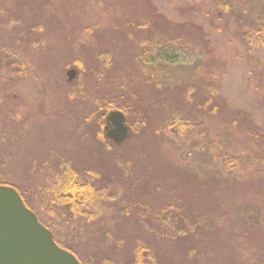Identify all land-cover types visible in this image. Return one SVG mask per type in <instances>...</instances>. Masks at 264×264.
<instances>
[{"label":"rangeland","instance_id":"1","mask_svg":"<svg viewBox=\"0 0 264 264\" xmlns=\"http://www.w3.org/2000/svg\"><path fill=\"white\" fill-rule=\"evenodd\" d=\"M172 1L0 0V182L22 191L80 264H264V100L248 79L264 84V51L248 34L264 26L254 16L264 0L233 17L234 33L230 13L221 23L214 16L218 26L208 31L200 22L210 16H170L204 0ZM166 44L176 56L169 75ZM209 48L223 56L214 102L196 84L206 79L207 68L197 67ZM107 102L126 108L124 143L104 136ZM174 110L192 121L163 129ZM220 125L232 129L230 141ZM65 166L93 181L97 208L92 201L78 214L49 202ZM171 195L182 196L175 227L191 232L167 229L160 210Z\"/></svg>","mask_w":264,"mask_h":264},{"label":"water","instance_id":"2","mask_svg":"<svg viewBox=\"0 0 264 264\" xmlns=\"http://www.w3.org/2000/svg\"><path fill=\"white\" fill-rule=\"evenodd\" d=\"M67 80L76 76V70L66 71ZM105 119V137L116 144L128 136L125 116L119 110H110ZM0 264H80L69 251L59 247L52 233L36 215L24 206L18 192L11 186L0 185Z\"/></svg>","mask_w":264,"mask_h":264},{"label":"trees","instance_id":"3","mask_svg":"<svg viewBox=\"0 0 264 264\" xmlns=\"http://www.w3.org/2000/svg\"><path fill=\"white\" fill-rule=\"evenodd\" d=\"M142 0H139V2H141ZM109 4V1L107 3V5L105 7H107ZM152 7V6H151ZM153 10V9H152ZM154 13V11H153ZM261 28V29H260ZM260 33H264V26L260 27V26H257L255 28H252V30L249 31V35L251 37H257L256 39H258L260 45H263L264 44V38H260ZM264 36V35H263ZM207 51L211 54V49H207ZM220 54V53H219ZM217 54V56L219 55ZM221 55V54H220ZM4 59L7 61L8 58L6 56H4ZM218 61H221L223 60V56L220 58L218 57L217 59ZM250 82L254 85V93H259L260 92V86L256 85V77L253 75V74H250L249 75V78ZM14 86H18L16 83L13 84ZM157 85L160 87V83H157ZM217 92H218V96L220 97L221 95V87L218 85L217 86ZM9 91H3V94H7ZM211 101V100H209ZM214 102V101H213ZM106 112L107 111H110V110H113V109H117V110H120L122 111L124 114H126V108L123 107V106H120V105H112L111 102H107L106 103ZM201 106V105H200ZM219 108V106H213L212 109H216V108ZM202 108L204 109L205 107H201V110ZM200 109V108H199ZM172 115L170 114V116L168 117V124L164 125L163 126V129H168L170 127V125H172L175 121L176 122H191L189 121V117H185L182 116L183 112L181 110H174L172 111ZM230 113H232L230 111ZM182 116L183 118L181 119L180 116ZM178 116V117H177ZM232 118H233V115L231 114ZM235 118V117H234ZM234 118L231 120V122L229 123L231 125V127H236V120H234ZM100 119V122L102 120V116L99 117ZM193 124L195 126H192L194 128L198 127V123H199V117L198 118H193ZM183 123H180V125L178 127H182ZM228 123V121H227ZM228 124V125H229ZM226 125V124H225ZM221 126V125H220ZM222 127V126H221ZM224 127V128H223ZM223 133L226 134L227 138L229 139H232L234 137V135L232 134V129H229L227 126H224L223 125ZM192 129V128H191ZM190 130V129H189ZM193 130V129H192ZM235 131V135L238 134L236 132V130L234 129ZM249 133H251L252 131L251 130H248ZM239 135V134H238ZM257 136V135H256ZM248 142V144L250 146L253 147V142L252 141H255L254 139L252 140H246ZM258 149V148H257ZM220 150L216 151V159L217 158H224V156H221L222 153L220 152ZM218 154V155H217ZM221 156V157H220ZM234 159V158H233ZM59 172V171H58ZM56 173L55 174V180L54 182H52V187H51V190H53L54 192H52L49 196V202L51 204H58V205H65V206H68V208L73 211L74 213H78L80 214V210L77 209L80 207H87L90 205V202H92L93 206L95 208L97 203H95V200L97 199V195H95V186L93 184V181L92 180H88V179H85L83 177H81L75 170H71L70 167L68 166H65V169L62 170L61 173ZM218 183V187L222 188V189H228V186H227V181L225 180V177L223 176V174L221 175H217L216 177ZM223 184V185H222ZM0 185H9V186H13L10 182H0ZM14 187V186H13ZM16 189V191L18 192L21 200L23 201L24 205L27 206L28 208L31 209V207L29 205H27V202H26V199L25 197L23 196V193L21 190H19L18 188L14 187ZM221 190V189H220ZM224 190V191H225ZM182 196H178V195H171L169 200H168V203H166L164 205V207L161 208L160 212L162 215H165V219L167 220V224H168V228L169 231H175L176 233H174L173 235H177V233L181 232V233H184V232H191L193 230V226L191 227H187V228H176L175 227V223H181L180 221V203L182 202L180 200ZM264 197H262L263 199ZM260 200V202L262 201V204L261 205H264V199L263 200ZM264 207V206H263ZM83 211H81L82 213ZM162 218V217H160ZM178 218V219H176ZM42 223V222H41ZM44 225V223H42ZM166 225L163 224L162 222H160V228L162 230H165V227ZM187 229V230H185ZM172 235V236H173ZM56 242V240H55ZM56 244L58 246H60L61 248L71 252L75 257V253L71 250V249H68L67 247L65 246H61L59 245L57 242ZM235 255H236V252L235 254H231L229 260L232 258V259H235ZM77 258V257H76ZM78 259V258H77ZM80 262V261H79Z\"/></svg>","mask_w":264,"mask_h":264},{"label":"flooded vegetation","instance_id":"4","mask_svg":"<svg viewBox=\"0 0 264 264\" xmlns=\"http://www.w3.org/2000/svg\"><path fill=\"white\" fill-rule=\"evenodd\" d=\"M196 1H200V0H196ZM171 3L174 4V2L172 0H171ZM195 3H197V2H195ZM179 4H180V1H179ZM249 5H250L249 0H204V2H202L201 4H198L195 7V9L191 8V9H189L188 12H184L181 14H176V13L173 14L172 13V14H170V16H197L198 18H202L203 16H210L208 18L209 22L207 21V19L206 20L202 19L200 22V26H205L208 31H211L212 29H214L218 26L214 22L211 21V19L214 18V16L215 17L217 16V20H219L221 23L224 21V19H227V17L229 16V13H230L232 18L228 19V21H229L230 31L232 33H234V32H236L235 28H238L240 26L235 24V22H233V19H234L233 17L234 16H248V14H249L248 12L250 11ZM183 6H185V5H183ZM261 7H262V9L259 10L258 14L255 13L254 16H264V3H263V6H261ZM169 10H170V8H169ZM249 16H252V15H249ZM218 17H220V18H218ZM155 26H157V25H155ZM210 26H212V27H210ZM243 28H245V27H243ZM243 28H242V30L244 33L242 34V32H241V35L245 39H247L249 37L245 33L247 31V29L246 28L243 29ZM202 29L203 28L200 27L199 32H202L203 31ZM173 46L176 47V44ZM179 46H178V48H179ZM260 47L264 51V44L260 45ZM173 48L174 47H170L169 44H166V48H164L163 51L166 52L165 50H168V54H169V52L174 50ZM154 49H157V47H155ZM209 49H211V52H212V48H209ZM205 52H206V55H210V56H208L209 58H207L206 60H201L200 64H198L197 70L203 71L205 68H207V76H206V79L204 78L202 82L196 83V84L198 86H200V89L204 88V92H203L204 98L202 100L214 101L215 99L219 98L218 92H217V88H218L217 86L219 85L221 87V91L223 88L221 78L218 75L219 74V61L217 60V54L214 55L213 53L210 54L208 51H205ZM205 52H204V54H205ZM175 57L170 56V54H169V56H164V65H165L164 68H167V66L169 64L174 63ZM155 59H156V57H152L150 60L155 62ZM160 59H161V57L158 56V60H160ZM170 67H171V65L168 66L169 70H166V71L164 70L163 73L167 74V75L171 74L172 67L171 68ZM259 78H258L259 84H260V80H261V83L262 82L264 83V77H261L260 79ZM162 80H163L164 85L171 83V81H169L167 79L164 80L162 78ZM177 84H180V83L178 82ZM260 85H261L260 95L263 96L262 100H264V84H260ZM166 89H168V91H169L170 86L166 87ZM168 94L170 95L171 92ZM205 110H206L205 113H208V112H211V110H213V109L211 108V110H208V109H205ZM104 119H105V114H104ZM107 127L108 126H107V123L105 120L104 124H103V129L107 130ZM214 131H215V128H214ZM214 135H215V132L213 134H211V137H210L213 140H214V138H213ZM202 138H207V136L204 135ZM70 168H71V170H75L73 168V166ZM61 172H62V169H61ZM61 172H58V173H61ZM28 209H30V208H28ZM30 210L32 211V209H30ZM163 216L165 218V215H163ZM37 219H38V217H37ZM38 221H39V219H38Z\"/></svg>","mask_w":264,"mask_h":264}]
</instances>
